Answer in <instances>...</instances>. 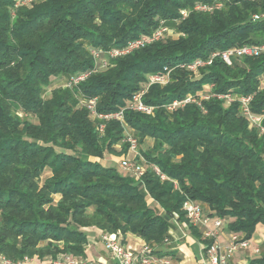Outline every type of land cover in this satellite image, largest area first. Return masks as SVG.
I'll return each instance as SVG.
<instances>
[{
    "label": "trees",
    "instance_id": "obj_1",
    "mask_svg": "<svg viewBox=\"0 0 264 264\" xmlns=\"http://www.w3.org/2000/svg\"><path fill=\"white\" fill-rule=\"evenodd\" d=\"M216 1L42 0L15 10V0H0V255L14 262L85 258L87 230L97 228L124 239L135 235L173 257L162 248L175 215L189 225L188 199L245 239L264 225V132L250 126L238 102L225 106L211 98L203 108H165L211 87L216 95L253 96L252 112L264 113V55L232 66L218 57L197 74L182 67L264 42V0H220L213 12L194 11ZM184 10L190 12L185 19ZM162 21L178 36L112 59L107 69L68 87L95 68L93 51L122 48ZM167 71L168 84L153 85L144 98L155 115L127 111L125 121L149 165L170 180L148 168L140 182L103 166L107 154H127L125 129L111 120L101 135L80 103L98 98L100 113L116 112L148 75ZM148 138L154 145L143 151ZM189 230L206 253L213 239ZM249 264H264V245Z\"/></svg>",
    "mask_w": 264,
    "mask_h": 264
},
{
    "label": "built area",
    "instance_id": "obj_2",
    "mask_svg": "<svg viewBox=\"0 0 264 264\" xmlns=\"http://www.w3.org/2000/svg\"><path fill=\"white\" fill-rule=\"evenodd\" d=\"M42 0H15L14 9H20L23 7L31 8L35 4ZM222 3L220 0L214 4H197L194 7L196 12H213L215 9H220ZM189 11H182L183 19L189 16ZM264 17V16H263ZM254 20H260L261 16L255 15ZM172 33V29L167 25L165 21H162L159 27L151 35H143L135 40H131L126 46L122 48L112 49L110 51L96 50L93 51V56L96 61V66L93 70L84 72L79 76L73 78L68 84L69 88L76 87L79 84L85 82L93 73L103 71L109 67V61L117 59L128 54H131L137 50L145 48L156 42L166 39ZM264 55V42L258 45H244L237 48H232L222 52H215L208 60L198 59L191 64L182 66L187 70L197 74L199 70L205 66L212 64L215 58H221L228 66H232L237 59L259 57ZM170 80V71L162 74H151L147 76L146 82L142 85L132 96L126 107L116 112L104 114L98 111V98H89L83 102L85 108L89 111L91 118L98 122L97 129L101 135H104L106 130V122L114 120L121 123L125 128L126 139L125 142L129 144L130 153L134 156V159L125 157L121 160L120 165L122 169L128 173H131L137 181L142 182L148 168H152L161 180H170L157 166H151L146 161L145 157L140 152L139 140L133 136L132 133L126 129L128 126L125 121V113L127 111H133L141 113L147 116H154L156 108L154 106L145 103L144 98L148 93L150 87L153 85L165 86ZM211 98H218L224 101L225 106H230L235 102H238L241 106V114L245 117L251 127L259 128L264 132L262 127V121L264 119V113L262 115H256L252 112L251 103L253 96H238L233 93L225 95L213 94L210 90H205L198 94H190L181 100H174L165 108L174 112L180 108H184L190 104H196L203 108L204 102L209 101ZM177 184L176 182H174ZM183 210L186 213L188 224H183L187 229L189 226L201 228L203 238L213 239L211 246L207 247L206 254L209 264H230L234 255L241 251H252L255 255L261 254L260 247L253 246L251 239H245L243 235L236 233L228 234V242L226 245H222L219 236L224 231V220L217 218H210L204 212V206L194 200H186L183 206ZM178 219V215H175ZM102 241L111 257L115 260L113 262L109 260L99 259L95 261H87L82 258H76L70 255H61L56 260H52L51 264H177L170 256H163L159 254V246L154 244L143 243L140 247L126 246L119 240L117 234L102 235ZM166 245L170 244V240L165 241ZM33 259L26 258L23 261L14 262L2 255H0V264H33Z\"/></svg>",
    "mask_w": 264,
    "mask_h": 264
},
{
    "label": "crops",
    "instance_id": "obj_3",
    "mask_svg": "<svg viewBox=\"0 0 264 264\" xmlns=\"http://www.w3.org/2000/svg\"><path fill=\"white\" fill-rule=\"evenodd\" d=\"M90 159V158H89ZM109 161H117V157H110L100 160L103 166H107ZM106 163V164H104ZM204 212L208 216L210 211L208 208L204 207ZM211 218V217H210ZM224 225V231L219 236V240L222 245H226L228 242L229 232L226 229V221ZM178 223V224H177ZM170 229V244L163 247V252H168L173 255L171 257L177 264H209L207 254L204 252L203 244L196 239L191 233L189 228L187 229L182 223L177 221ZM202 232L201 228H198ZM88 234L93 235L92 238L88 236L89 243L86 246V257L82 258L87 261H95L99 259L109 260L111 262L115 261L109 252L107 251L104 242L102 241L103 231L97 228H90L87 230ZM119 240L122 244L126 246L140 247L144 240L135 236L128 235L125 239L119 236ZM253 246L260 247L261 254L256 255L255 258L262 256V247L264 245V239L260 237H253L251 240ZM252 251L241 250L237 252L230 264H249L251 260L255 259L251 256ZM254 254V253H253ZM52 259H39L33 260V264H51Z\"/></svg>",
    "mask_w": 264,
    "mask_h": 264
},
{
    "label": "rangeland",
    "instance_id": "obj_4",
    "mask_svg": "<svg viewBox=\"0 0 264 264\" xmlns=\"http://www.w3.org/2000/svg\"><path fill=\"white\" fill-rule=\"evenodd\" d=\"M170 28L172 29V33L170 34L169 37H177L178 35H177L175 29H174L172 26H171ZM263 86H264V80H263ZM210 89H211V87H207V90H210ZM48 96H50V91H48L46 97H48ZM80 106L83 107V106H84L83 103H80ZM84 107H85V106H84ZM124 129H125V128H124ZM126 129L128 130V132L132 133L133 136H135V133L131 130V128L127 127ZM125 131H126V130H125ZM135 137H136V136H135ZM125 144H126V145H129L127 142H125ZM153 145H154V141H153L152 139L148 138V139L145 140V142H144V144L141 146V148H142L143 151H147L148 149H151V148L153 147ZM117 149L120 150V149H121V146L118 145V146H117ZM134 156H135V155H133L132 153H130V150H129V148H128V152H127V154L123 155L121 158L117 157V161H109V163H108L107 166H109V167H113V168H116L121 174H124V175H125V174L128 173V172H126V171H124V170L122 169V167H121V165H120V162H121V160H122L123 158H125V157H129L130 159L133 160V159H134ZM110 157H116V156L109 155V154L106 155V158H110ZM104 159H105V158H104ZM104 164H106V163H104ZM47 176H48V173H46V174L44 175L43 179H45ZM140 188H141V190H142V192H143L144 194H147V192H146V190H145V187H144V185H143L142 183L140 184ZM151 202H152V200H149V203H151ZM153 205H154V204H152V206H153ZM177 221H178V220H177L176 218H174L173 221H172V225H173V226H176L175 224L177 223ZM177 224H178V223H177ZM182 224H184V223H182ZM103 233H104V232H103ZM88 236H89L90 238L93 237V235H91V234H88ZM254 236H256V237H260L261 239H264V225H259V226L256 228V231H255ZM254 236H253V237H254ZM253 237L251 238V240H253ZM251 256L255 258L256 255L253 254V253H251ZM30 259H32V258H30Z\"/></svg>",
    "mask_w": 264,
    "mask_h": 264
}]
</instances>
